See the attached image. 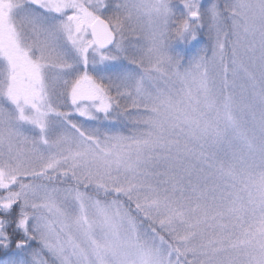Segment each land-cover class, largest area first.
I'll use <instances>...</instances> for the list:
<instances>
[{"label": "snow or ice", "instance_id": "obj_1", "mask_svg": "<svg viewBox=\"0 0 264 264\" xmlns=\"http://www.w3.org/2000/svg\"><path fill=\"white\" fill-rule=\"evenodd\" d=\"M0 264H264V0H0Z\"/></svg>", "mask_w": 264, "mask_h": 264}]
</instances>
